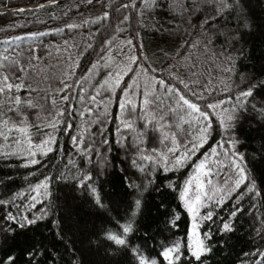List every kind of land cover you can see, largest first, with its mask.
<instances>
[{"label": "snow or ice", "instance_id": "6c2138e0", "mask_svg": "<svg viewBox=\"0 0 264 264\" xmlns=\"http://www.w3.org/2000/svg\"><path fill=\"white\" fill-rule=\"evenodd\" d=\"M96 4L80 23L0 40V264H208L243 239L244 217L254 246L239 264H264V16L253 0ZM153 16L164 23L151 26L150 50ZM85 27L83 42L37 43ZM41 47L67 53L55 86L34 78ZM189 165L178 185L169 174ZM19 169H30L26 186L13 191ZM181 212L187 243H165Z\"/></svg>", "mask_w": 264, "mask_h": 264}, {"label": "trees", "instance_id": "16d2710c", "mask_svg": "<svg viewBox=\"0 0 264 264\" xmlns=\"http://www.w3.org/2000/svg\"><path fill=\"white\" fill-rule=\"evenodd\" d=\"M49 2V0H0V11L5 10L2 15H0V29L9 28L10 25H16L15 29H9L8 31H0V40H3L6 36L11 35H21L31 31H45L49 28L55 27H63L65 23H80L82 20L87 19L92 16L99 15L101 12V8L96 4V0H93V4H87L85 0H58L56 4H48L45 5L44 8H29L33 11H25L23 13H17L15 9L18 8H26L35 4H41ZM115 2V0H114ZM79 7H75L76 5ZM253 9L255 10L258 16H264V9H262L261 4L257 3V0H253ZM28 9V8H26ZM69 9H71L69 11ZM64 12H67V15H63ZM52 14H55V19H52ZM144 23L148 26L144 29V39L148 48L151 50L155 43V36L152 32L151 26L153 24L164 23V20L159 16H153L152 18H145ZM22 26V27H21ZM88 29L85 27L84 29L72 30L71 32L67 29L64 30L63 33L58 35L46 36L43 38H39L37 43H41L42 45H48L52 43L54 45H62L64 39H73L77 42H83L87 38ZM32 41L25 40L24 45L31 44ZM257 55L260 54L262 50H264V44H261L257 41ZM73 53L75 49L72 50ZM39 55L41 56L40 62L36 65V68L39 70V75L33 74L36 80H41L42 76L49 77V80H44L41 83V87L44 88L50 81L55 86V81L51 80L52 76L59 75L63 68L66 67L63 64L64 57L67 55L63 51L61 47L58 51L56 48H47L41 47ZM83 67V64L81 65ZM79 70L77 71V75H79ZM51 89H49V93ZM23 95V93H21ZM35 111V110H32ZM110 113L112 114L109 117V122L105 128V135L109 137L110 140L115 138V127L117 121L114 119L116 115L115 107L111 108ZM32 116L30 115V119ZM98 125L93 126L90 131L95 132ZM247 131V130H246ZM248 141L246 142L245 147L241 150L246 152H251L253 147L258 144V140L255 139L256 133L248 132ZM97 144L95 147H99L101 153L103 154L106 146L99 145L100 136L95 137ZM60 140L63 142L65 149H68V141L65 136H61ZM117 146H113V152L110 154L111 156L117 157V163H119V159L122 158V152H118L116 150ZM95 159V157H94ZM57 164L60 162L57 161ZM9 171L8 169H3L0 167V173ZM19 176L15 180L12 190H20L23 189L26 185L23 181V176L30 171V169H19ZM131 171H135L134 169ZM191 165L187 168L181 170L179 173L169 175L176 179V183L179 185L182 183L183 179L186 175L191 174ZM139 175V173H137ZM35 179V178H32ZM2 195V193H0ZM168 203L171 207L176 208L179 204V201L176 199L175 193H170L167 196ZM86 211V209H85ZM2 214V213H0ZM249 217H244L242 223H244V231L242 233H238V235L242 236L243 239H235L233 238L230 241L231 247L228 248L224 252H219L214 249V254L210 257L208 264H239L241 259H245L242 256V252L249 251L254 246L252 240L247 236L248 225L247 220ZM179 228L174 229L172 233H169V240L164 241L165 243H170L174 240L180 241L182 244L187 243V230H188V222L186 214L181 212V219L178 221ZM207 228V224L205 225ZM162 239V238H161ZM258 244L259 241L257 240Z\"/></svg>", "mask_w": 264, "mask_h": 264}, {"label": "water", "instance_id": "95a60500", "mask_svg": "<svg viewBox=\"0 0 264 264\" xmlns=\"http://www.w3.org/2000/svg\"><path fill=\"white\" fill-rule=\"evenodd\" d=\"M43 4L48 5V4H50V2H45V3H43ZM37 5H38V4H36V5H32V6H29V7H27V8H28V9H29V8H38ZM24 9H25V8H24ZM4 11H5V10H4ZM4 11L1 10L0 12H4Z\"/></svg>", "mask_w": 264, "mask_h": 264}]
</instances>
